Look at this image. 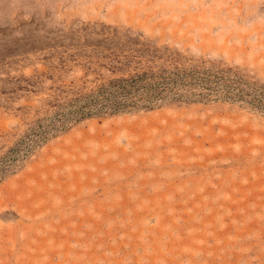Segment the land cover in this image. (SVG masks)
Here are the masks:
<instances>
[{
  "label": "rangeland",
  "instance_id": "rangeland-1",
  "mask_svg": "<svg viewBox=\"0 0 264 264\" xmlns=\"http://www.w3.org/2000/svg\"><path fill=\"white\" fill-rule=\"evenodd\" d=\"M0 264H264V0H0Z\"/></svg>",
  "mask_w": 264,
  "mask_h": 264
}]
</instances>
